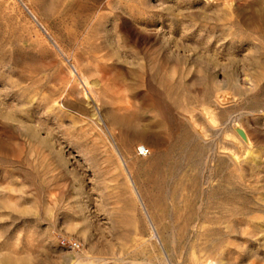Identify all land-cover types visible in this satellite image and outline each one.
Masks as SVG:
<instances>
[{
	"label": "rangeland",
	"instance_id": "obj_1",
	"mask_svg": "<svg viewBox=\"0 0 264 264\" xmlns=\"http://www.w3.org/2000/svg\"><path fill=\"white\" fill-rule=\"evenodd\" d=\"M0 264H264V0H0Z\"/></svg>",
	"mask_w": 264,
	"mask_h": 264
},
{
	"label": "built area",
	"instance_id": "obj_2",
	"mask_svg": "<svg viewBox=\"0 0 264 264\" xmlns=\"http://www.w3.org/2000/svg\"><path fill=\"white\" fill-rule=\"evenodd\" d=\"M138 153H139L141 156L146 157V156H148V155L150 154V151H149V149H148L146 146H140V147L138 148ZM63 244L65 245L66 242H63ZM74 246H76V245L74 244Z\"/></svg>",
	"mask_w": 264,
	"mask_h": 264
},
{
	"label": "water",
	"instance_id": "obj_3",
	"mask_svg": "<svg viewBox=\"0 0 264 264\" xmlns=\"http://www.w3.org/2000/svg\"><path fill=\"white\" fill-rule=\"evenodd\" d=\"M240 135L245 139V134L243 133V131H239Z\"/></svg>",
	"mask_w": 264,
	"mask_h": 264
}]
</instances>
